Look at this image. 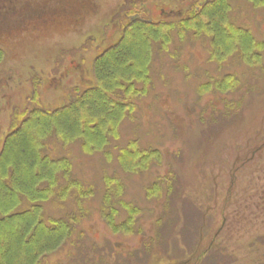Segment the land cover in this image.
I'll list each match as a JSON object with an SVG mask.
<instances>
[{"label": "rangeland", "instance_id": "374dc122", "mask_svg": "<svg viewBox=\"0 0 264 264\" xmlns=\"http://www.w3.org/2000/svg\"><path fill=\"white\" fill-rule=\"evenodd\" d=\"M211 1L0 0V150L14 115L59 109L92 87L95 60L132 22L178 24ZM228 2V23L242 30L228 55L175 27L151 45L116 139L91 155L79 142L48 146L80 188L61 199V181L42 204L44 219H69L73 232L41 264H201L216 248L230 264H264V3ZM128 147L154 153L147 169L121 165ZM124 204L134 224L114 232L105 215L120 227Z\"/></svg>", "mask_w": 264, "mask_h": 264}, {"label": "trees", "instance_id": "16d2710c", "mask_svg": "<svg viewBox=\"0 0 264 264\" xmlns=\"http://www.w3.org/2000/svg\"><path fill=\"white\" fill-rule=\"evenodd\" d=\"M262 3L264 0H259ZM229 11L228 0H213L190 12L191 17L178 24L137 19L124 29L116 47L95 60L92 87L59 109H36L14 115V121L19 124L12 123V131L0 150V264H41L73 232L71 220L43 216L42 204L55 196L61 181L65 182L58 193L61 199L71 188H80L78 181L71 177L69 161L50 156L48 146L59 141L66 145L79 142L85 154L102 151L110 139L117 138L118 126L133 109L131 101L137 93L135 81L145 80L147 76L151 45L157 42L165 46L169 32L178 27L184 32L208 36L213 57L223 58L235 48L237 35L242 34L241 29H232L228 23ZM138 14L139 10H129L133 17ZM225 32L232 38L231 45L224 37ZM249 48L244 42L241 58L249 54ZM131 150L134 149L122 150L121 165L132 171L130 166L138 165L141 160L147 169L154 153ZM110 187L107 186L105 206H108ZM25 203L28 207H23ZM124 208L128 218L120 227L114 223L113 211L105 215L114 232L129 233L134 224L137 212L125 204ZM218 253L216 248L202 263H231V254L228 259L226 253L218 258ZM212 256L215 261L211 260Z\"/></svg>", "mask_w": 264, "mask_h": 264}]
</instances>
